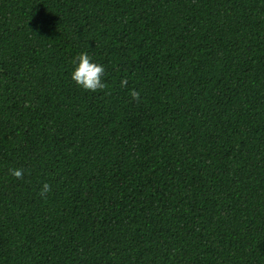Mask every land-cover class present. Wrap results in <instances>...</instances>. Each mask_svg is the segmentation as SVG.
<instances>
[{"label": "trees", "instance_id": "obj_1", "mask_svg": "<svg viewBox=\"0 0 264 264\" xmlns=\"http://www.w3.org/2000/svg\"><path fill=\"white\" fill-rule=\"evenodd\" d=\"M0 264H264V0H0Z\"/></svg>", "mask_w": 264, "mask_h": 264}, {"label": "clouds", "instance_id": "obj_2", "mask_svg": "<svg viewBox=\"0 0 264 264\" xmlns=\"http://www.w3.org/2000/svg\"><path fill=\"white\" fill-rule=\"evenodd\" d=\"M75 64L74 70L71 72L72 82L85 92H98L104 90L107 85L103 81L105 69L102 65L92 62L91 57L87 53H81L73 60ZM128 80L121 79L120 87L126 88ZM140 92L132 89L129 90V96L132 101H139ZM24 169L12 168L9 169L10 175L16 179H22L24 176ZM51 191V185L44 182L40 188L39 195L46 198L47 194Z\"/></svg>", "mask_w": 264, "mask_h": 264}]
</instances>
